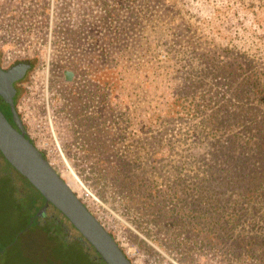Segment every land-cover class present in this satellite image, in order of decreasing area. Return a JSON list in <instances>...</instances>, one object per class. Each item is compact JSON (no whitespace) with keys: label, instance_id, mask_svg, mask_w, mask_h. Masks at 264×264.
<instances>
[{"label":"trees","instance_id":"1","mask_svg":"<svg viewBox=\"0 0 264 264\" xmlns=\"http://www.w3.org/2000/svg\"><path fill=\"white\" fill-rule=\"evenodd\" d=\"M99 3L104 11L91 13V21L84 12L77 29L54 31L65 43L53 69L75 72L64 84L63 108L74 120L66 152L77 174L95 181L96 189L110 183L144 234H162L174 247L200 244L231 260L247 256L264 264V63L202 39L171 17L169 8L161 10L170 0L93 4ZM142 36L166 51L162 62L180 81L173 97L135 127L118 107V95ZM31 62L34 67L38 60ZM21 93L19 88L14 96L17 109ZM202 145L207 146L203 153L197 150ZM44 203L0 151V220L8 215L21 224L16 236ZM57 217L51 221L65 232ZM15 236L9 239L2 231L3 247L15 244Z\"/></svg>","mask_w":264,"mask_h":264},{"label":"rangeland","instance_id":"2","mask_svg":"<svg viewBox=\"0 0 264 264\" xmlns=\"http://www.w3.org/2000/svg\"><path fill=\"white\" fill-rule=\"evenodd\" d=\"M93 3L94 0H90V12L86 11L89 21L92 19L91 13L104 11L102 3ZM165 8L170 9L171 17L178 22L184 21L202 39L234 47L240 53L247 52L258 62L264 63V0H170L169 6H161V10ZM127 9L128 7L124 10ZM166 57V51L158 46L156 40H146L144 36L140 40V46L133 50L130 62L133 68L127 69L128 75L125 73L118 95V107L131 115L135 127L142 123L150 110L160 108L162 100L166 101L175 94L180 77L171 68L164 66L162 60ZM40 63L39 60L34 67ZM19 102L20 100L18 105ZM2 106L6 115L11 118L7 106ZM72 129H75L74 125ZM72 139L73 135L70 136V142ZM206 149V145L197 148L201 153ZM51 160L81 200L89 204L115 235L134 264H256L247 256L242 262L231 260L218 248L198 244L193 248L183 249L169 244V238L162 234H144L133 223L131 215L125 214L119 197L113 195L110 183L97 188L98 193L95 181H85L77 174L71 158L67 160L72 165V171L60 159ZM50 214L59 217L68 231L67 236L65 232L59 231L56 222L51 221ZM46 219L50 221L41 228L32 225L31 220L27 227L31 226L15 236L14 232L21 224L11 220L8 215L3 216L0 224L6 223L0 227V233L3 231L9 239L15 236V244L4 248L0 239V264H105L90 244L84 242L83 245L75 240L81 235L63 214L60 215L49 206L43 221ZM144 229L149 231L146 226ZM142 240L153 246L154 250L145 247Z\"/></svg>","mask_w":264,"mask_h":264},{"label":"built area","instance_id":"3","mask_svg":"<svg viewBox=\"0 0 264 264\" xmlns=\"http://www.w3.org/2000/svg\"><path fill=\"white\" fill-rule=\"evenodd\" d=\"M89 5L90 0H0V63L12 67L23 60L36 58L41 62L21 83L17 110L28 136L51 164L55 165L51 159L58 158L71 171L66 149L74 133V120L63 108L66 69H53L60 60V46L65 39L63 35L55 36L54 31L65 27L77 29L82 14L90 12Z\"/></svg>","mask_w":264,"mask_h":264},{"label":"water","instance_id":"4","mask_svg":"<svg viewBox=\"0 0 264 264\" xmlns=\"http://www.w3.org/2000/svg\"><path fill=\"white\" fill-rule=\"evenodd\" d=\"M29 66L30 62H20L6 70L0 67V96L9 104L13 118L11 122L0 106V151L45 198L44 205L35 217L40 216L43 220L49 206L53 205L81 233L80 238L98 252L105 264H134L112 233L104 227L28 137L14 102L16 94L14 83L24 77ZM74 77L75 72L72 69L64 71L66 81L71 82ZM32 222L33 220L31 224Z\"/></svg>","mask_w":264,"mask_h":264},{"label":"flooded vegetation","instance_id":"5","mask_svg":"<svg viewBox=\"0 0 264 264\" xmlns=\"http://www.w3.org/2000/svg\"><path fill=\"white\" fill-rule=\"evenodd\" d=\"M20 62H24V63H28V62H30V66L27 68V70H26V72H25V75H24V77L21 79V80H23V79H25L27 76H28V74L30 73V71L32 70V68H33V64H32V62L31 61H28V60H26V61H19V62H17V63H20ZM17 63H15V64H17ZM14 64V65H15ZM0 67L2 68V69H4V70H6V69H9L10 67H5L2 63H0ZM21 80H19V81H16L15 83H14V86H15V89H16V93H17V90L20 88V86H21V83H22V81ZM21 81V82H20ZM0 104L2 105V104H4V101H3V99H2V97L0 96ZM5 105V104H4ZM6 114V113H5ZM9 118V117H8ZM10 119V118H9ZM11 120V122H13V118H11L10 119ZM55 215L56 214H50V219L51 220H54L55 219ZM33 222H34V220L37 222V223H39V224H41V225H45L48 221H50L49 219L47 220H42V218L40 217V216H37V217H35V216H33ZM70 222V221H69ZM70 224H71V222H70ZM72 225V224H71ZM72 227L74 228V229H76L73 225H72ZM77 230V229H76ZM78 231V230H77ZM79 232V231H78ZM65 233H66V235L65 236H67V234H68V231H65ZM79 235H81V233L79 232ZM75 238V237H74ZM75 240H78V241H80L83 245H84V240H82L80 237H79V239L77 238H75ZM89 244V243H88ZM92 247V246H91Z\"/></svg>","mask_w":264,"mask_h":264}]
</instances>
